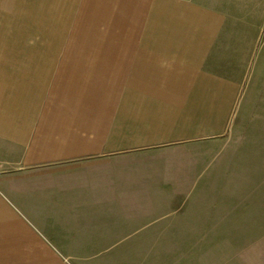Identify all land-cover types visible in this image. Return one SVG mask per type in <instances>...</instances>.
Here are the masks:
<instances>
[{
  "label": "crops",
  "instance_id": "1",
  "mask_svg": "<svg viewBox=\"0 0 264 264\" xmlns=\"http://www.w3.org/2000/svg\"><path fill=\"white\" fill-rule=\"evenodd\" d=\"M40 16L55 30H0V264H138L143 232L185 221L186 184L223 182L217 153L264 98V0H47Z\"/></svg>",
  "mask_w": 264,
  "mask_h": 264
},
{
  "label": "rangeland",
  "instance_id": "2",
  "mask_svg": "<svg viewBox=\"0 0 264 264\" xmlns=\"http://www.w3.org/2000/svg\"><path fill=\"white\" fill-rule=\"evenodd\" d=\"M2 3L0 30L35 35L55 30L54 16V24L39 22L49 18L40 16L47 0ZM24 4L28 15L10 14ZM231 128L227 148L218 147L224 152L217 153L223 155L218 171L223 182L201 178L186 184L188 198L181 215L185 221L171 230L143 232L142 240L150 246L127 249L137 250L138 264H264V98L245 103Z\"/></svg>",
  "mask_w": 264,
  "mask_h": 264
}]
</instances>
